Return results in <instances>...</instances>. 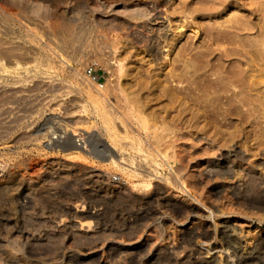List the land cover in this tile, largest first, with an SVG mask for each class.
Instances as JSON below:
<instances>
[{
  "label": "rangeland",
  "instance_id": "obj_1",
  "mask_svg": "<svg viewBox=\"0 0 264 264\" xmlns=\"http://www.w3.org/2000/svg\"><path fill=\"white\" fill-rule=\"evenodd\" d=\"M4 1L0 41L13 46L14 56L0 63V180L9 179L10 185L0 188L1 242L18 240L48 249L72 244L77 250L99 245L100 252L113 245L117 250L106 254L108 264H129L135 248H143L147 256L140 264H176L175 254L155 259L160 249H184L182 237L193 226L184 209L203 207L200 194L219 204L228 201L251 161L264 179V129L257 124L264 118L245 122V115H222L216 107L220 101L195 89L201 79L182 72L195 57L191 54H209L212 48L209 59L199 54L204 64L213 60L216 66H228L227 59L217 61L216 53L220 46L221 51L236 46L216 34L233 16L253 25L252 30L229 29L237 35L233 37L242 42L261 38L256 26L264 23V0L228 9L212 0L215 13L208 7L202 12L206 3L199 0L190 4L199 9L194 13L182 6L190 0ZM156 1L162 2L155 6ZM253 8L258 13L248 16ZM89 65L101 77L102 89L86 75ZM187 86L194 89L185 91ZM73 130L84 134L79 143L81 136ZM111 152L132 171L112 166ZM225 157L233 161L228 177L212 172ZM191 181L202 184L193 188ZM13 187L20 188L14 198ZM221 188L223 199L212 192ZM157 195L175 199L177 208ZM10 204L17 208L11 211ZM85 212L96 217L85 218ZM198 219L209 220L207 214ZM231 220L238 223L234 215ZM245 226L249 238L264 233L259 219Z\"/></svg>",
  "mask_w": 264,
  "mask_h": 264
},
{
  "label": "bare ground",
  "instance_id": "obj_2",
  "mask_svg": "<svg viewBox=\"0 0 264 264\" xmlns=\"http://www.w3.org/2000/svg\"><path fill=\"white\" fill-rule=\"evenodd\" d=\"M1 1L2 0H0V6H1ZM9 1H8V3L11 2V1L10 2ZM162 1L166 2L167 0H162ZM192 1L193 0H190L188 3H185V2H187V1H185V2H183L184 5H182V6H184L185 10H189V11L191 10L190 13H194V12L199 11V9H197V8H194V9L192 8V6L190 5L191 3H193ZM200 1H201V3L203 2V4L204 3L209 4L210 0L209 1L199 0V2ZM214 1L215 0H213V3L216 2V1L215 2ZM3 2H6V1L3 0ZM158 2L156 1V3H154V5L158 4ZM161 2H159V3H161ZM218 2H220L219 5H223V4L226 5V7L228 9L230 5H233L234 8H238V7L242 6L243 4H247V3L249 4L251 2V0H250V2H248V0H218ZM213 3L211 0L210 6L209 5L206 6V4H205V6L204 7L202 6L203 8H201L200 10L205 11L208 7L207 10H209V11L210 10H212V12L216 11L217 10L215 7L216 5ZM10 5L8 4L9 8H10ZM251 5H253V4H251ZM2 6H3V4H2ZM153 6H151V7H153ZM256 8H258V7H256ZM258 9L253 8L252 12H249L248 16L254 15L255 12L258 13L257 12V11H259ZM3 10L5 11L6 8H4ZM3 10H0V11L2 12ZM9 10H11V9H9ZM260 10L262 11V13H264L263 9L260 8ZM204 11H202V12H204ZM6 13L5 12L3 13L4 16ZM10 13H12V12H10ZM3 14H2V16H3ZM11 15H14V14L12 13ZM261 15H263V14H261ZM263 16H261V17H263ZM0 17H1V15H0ZM6 17H8V15ZM10 17L8 19H10ZM260 18H259V20H260ZM3 19H5V18H3ZM249 19H250V17H249ZM11 20H13V19H11ZM263 20H264V17H263ZM263 20L261 19L260 22L261 21L263 22ZM227 21H228L227 22L228 25L225 26V29L222 30L220 28V30H217L218 32L216 34V37H219V39L221 38L222 42H224L223 40H225V41L227 40L228 43L233 44V46L235 44L236 47H232V45H229L231 47H224V48H226V50L223 48L224 50L221 51L222 47L220 46V48L218 47L220 49V51L216 54H218L217 55L218 56L217 61H221V60L225 61V59H227L230 62V63L228 62L229 63L228 66L227 67L220 66V65H222V64H219L220 62L217 63L218 66H216L214 63L215 61L213 62V60H212V63H211V61H209V63L204 64V62H205V61H203L204 58L203 59H201V58L207 57V59H209L207 55H209L211 57L212 56L211 54L213 53V50H214V48H212V49L210 48L211 49V51H210L209 48L207 47V50H209L211 52V54H210V52H209V54L205 53V50H203L204 51V53H203L201 50V52H198V56H196V54L194 52L193 55L191 54V56L195 55V57L193 58L194 61H192L193 60L192 58L189 59L190 61L187 60V62H188V63H186L187 66H186V68L184 67L182 72L184 71L183 74L186 73V75H188L189 77L194 78V81H196L195 79L198 80V78L201 79L202 84L200 82L198 83V81H199L198 80L197 81L198 85H197V87H195V89H197L199 91L201 90L202 94H203L202 96H204V94H206V95L211 94L213 96V97L210 96L212 98V101H220L221 103L219 102L218 105L216 104L217 105L216 107H217V110L220 111V113H222V115H224V116H232V115H239V116L241 115L242 116V115H245V122H249L250 121L249 118H252V116H253L254 119L252 118L253 120L251 122H254L255 119L258 117L264 118V26H263L264 23H263V25H262V23H259V24L257 23L259 25V27H258V25L256 26L257 31H259V35L261 36V38H258V40L256 39V41L251 40V42L250 41L249 42L248 41L242 42L241 41L242 39L238 40V38L236 39L235 37H233V36H237V35L235 33L233 35V33H232L233 31L230 32L229 29H234V30L240 29L242 31H245L249 25L248 24L246 25L245 21L243 24L240 23L241 19L238 16H233V17H231L230 20H227ZM251 21H247V23L251 24L252 23ZM254 24H256V23H254ZM7 25H8V23H7ZM65 25L66 26L63 29L66 28L65 33H68L69 27L67 26V24H65ZM251 26L253 28V25L251 24L249 26V29L251 28ZM254 27H255V25H254ZM252 28H251V30H252ZM246 34H248V33H246ZM212 36H215V34H213ZM216 37H210V39H212V41H217V42H219L218 44H220L219 39L217 40ZM1 41H0V63H4L7 60H10L14 56V48H13V46L8 45V42L6 44L4 42L2 43ZM227 41H226V43H227ZM236 41H238L237 43L240 42L239 44H241V46H237ZM222 46H224V45H222ZM104 47H105V45H104ZM204 49H206V48H204ZM219 49H216L215 51H217ZM79 53H81V52H79ZM201 53L203 55L202 57L199 55ZM233 55H235V56L233 57ZM239 55L240 56L243 55L244 60H242L243 58H241ZM231 56L233 58H231ZM198 57L200 58V61H198V65H195V64H197L196 59ZM216 57L214 56V58H216ZM238 57H240L241 59ZM232 59H234V61L235 60L239 61L240 65L237 64V66H235V65L233 66L232 63L234 61H232ZM201 61L203 62V64L199 65L201 63ZM224 63H223V65H224ZM235 63H237V62H234V64ZM215 67H218V68L215 69ZM152 72H153V70H152ZM186 75H183V76L187 77ZM183 76H182V78H183ZM211 76H213V77H211ZM190 81H192V80H190ZM191 87L192 86L184 87V90L189 92L190 90L194 89L193 87L192 88ZM90 98L94 101V103H99L100 99L98 100V98H96L95 96L90 95ZM208 99H209V97H208ZM210 101H211V99H210ZM214 103L210 102V104H212V106L215 110ZM206 104H209V103H206ZM212 106L210 105V107H212ZM242 117H244V116H242ZM246 118H248V119L246 120ZM257 124L259 127L264 129V120H258ZM106 130H108V132L110 133V128H108ZM64 133L70 134L69 129L66 128ZM72 133H73V135H76V136L80 135L81 136V138L76 139L77 142L81 141L83 139V137H82L84 135L83 133H78V132H76V130H73ZM59 137H63V136L61 135ZM69 139H70V136H69ZM74 141L75 140L73 137V142ZM84 141H86V140H84ZM80 144H81V142H80ZM73 146H74L73 148H77V149L80 148L78 145L77 146L73 145ZM109 157H110L109 160H110L111 165L116 167L118 170L126 171V173L132 171L130 167L125 166L123 164L122 159H117L115 157V153L111 152L109 154ZM1 164H2V162H1ZM1 164H0V174L4 175L3 174L4 170L2 169L3 165H1ZM215 166H216V164H215ZM215 166L213 167V169L211 168L212 172L216 173V175L217 174L221 175V176L227 175V177H228L230 175V173H232V170H233V161H229V159L227 160V158L225 157L224 161H221L220 166H216V167ZM255 167H256V165L254 164V161H251L249 164V167H248L249 169L243 175L244 176L243 182L239 183L237 188H234L235 190L233 192V195L231 197H229L228 201H224V200H227V199H224V200H222L223 202L221 204H219V202H217L214 199H211L212 201L204 200L200 194V196L198 197V201L200 202V204L203 205V207L198 206V205H192L187 209L183 208L184 210H188V211H186L188 214V216H186L187 219H189L191 217L193 219V222H192L193 226H191L192 227L191 230H187L186 235L184 237H182L183 242H181V243H186L184 245V249L182 251H180V253L174 251L175 249H169V250L161 253L163 250L160 249L161 252L159 250V252L157 254L158 255L157 258L155 259V257H152V259L159 261L158 259L164 255H168V254L174 255L175 254V257L173 260H174V262H176V264H264V233L259 231L257 233L252 234L253 235L252 238H249L246 235L247 231L245 229V227H246L245 225L252 223L253 220H255V219L256 220L259 219L261 222H264V179H263V177H260L257 175V173L255 171ZM263 168H264V165H263ZM1 175H0V178H1ZM8 181H9V179H1L0 180V188H4V190H5L8 187H10V185H8ZM192 183H193V188H194V185H195V187H197L199 185L198 183H200V181L198 183L191 181V184ZM188 184H186V185H188ZM145 185L149 186L151 184L148 183ZM145 185H143V186H145ZM13 188L11 189L12 190V192H11L12 196L14 194H18L20 192L19 187H16L14 189ZM11 190H9V192ZM189 190H190V187H189ZM212 192L216 195L217 198H222L223 195H225L223 193L222 188L220 190H217V191L212 190ZM214 194H212V195H214ZM157 196L159 197L161 195H157ZM13 198H14V196H13ZM159 198H162L164 200V202L167 203L168 207H170L169 205L172 206L173 201L175 200V199L170 198L169 196H166V195L159 197ZM9 199H10L9 201H11L12 197ZM27 203H28V200L26 199L25 202H23V204H22V201H21V203L19 202V206L27 204ZM175 204L176 203H174V205ZM10 205H9V207H11V209H10L11 211H14L17 208V205H12V204H10ZM173 207L174 206H172V208ZM178 212L180 213L179 215H181L184 211L182 212V211L178 210ZM83 214H84L85 218L86 217H96V216H94V215H96V214H94V212H88V213L85 212ZM151 214L153 215L154 213H151ZM203 214H207V217L209 220L201 222V220H199L198 217L202 216ZM233 215L236 217V220L238 221V223L236 222L237 224L235 223V221L233 222L231 220ZM90 222H91L90 220L84 221L85 224L86 223L89 224ZM254 232H256V231H254ZM249 236H251V235H249ZM98 246L93 245V246H90V247H87L84 249H78L77 250L74 247V245L72 246V244H71V245H61L56 249H48V248H46V246L24 245L23 243H21L18 240H7L6 242L0 241V264H91V263L108 264V263H106L107 261L105 262V258L107 257L106 254H108V256L113 255L116 252L117 247L110 245L109 247H107L106 250H104V252L103 251L100 252L101 247H98ZM144 256H147V255H145V249L135 248L134 252L128 258L129 264H140L141 260L143 259L142 257H144ZM82 261H84V262L82 263ZM153 264H154V261H153Z\"/></svg>",
  "mask_w": 264,
  "mask_h": 264
},
{
  "label": "built area",
  "instance_id": "obj_3",
  "mask_svg": "<svg viewBox=\"0 0 264 264\" xmlns=\"http://www.w3.org/2000/svg\"><path fill=\"white\" fill-rule=\"evenodd\" d=\"M85 72L89 79L98 85V88L102 89L104 87V84L101 83V77L97 74L93 65L86 67Z\"/></svg>",
  "mask_w": 264,
  "mask_h": 264
}]
</instances>
